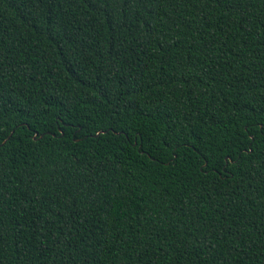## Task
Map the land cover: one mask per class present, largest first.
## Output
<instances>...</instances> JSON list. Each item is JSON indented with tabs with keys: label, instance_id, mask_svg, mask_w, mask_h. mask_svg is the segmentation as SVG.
<instances>
[{
	"label": "trees",
	"instance_id": "obj_1",
	"mask_svg": "<svg viewBox=\"0 0 264 264\" xmlns=\"http://www.w3.org/2000/svg\"><path fill=\"white\" fill-rule=\"evenodd\" d=\"M0 264H264V0H0Z\"/></svg>",
	"mask_w": 264,
	"mask_h": 264
},
{
	"label": "water",
	"instance_id": "obj_2",
	"mask_svg": "<svg viewBox=\"0 0 264 264\" xmlns=\"http://www.w3.org/2000/svg\"><path fill=\"white\" fill-rule=\"evenodd\" d=\"M38 134L35 135V139L37 138Z\"/></svg>",
	"mask_w": 264,
	"mask_h": 264
}]
</instances>
